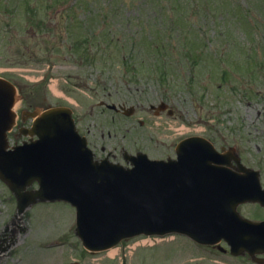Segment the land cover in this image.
<instances>
[{"label":"rangeland","instance_id":"374dc122","mask_svg":"<svg viewBox=\"0 0 264 264\" xmlns=\"http://www.w3.org/2000/svg\"><path fill=\"white\" fill-rule=\"evenodd\" d=\"M0 77L18 85L19 114L69 106L98 147L125 144L161 159L172 155V138L201 134L237 147L264 184V0H0ZM161 102L176 114L149 110ZM9 139L27 140L18 130ZM16 211L0 181V241L16 228ZM242 212L262 214L254 205ZM74 225L71 205H35L0 264H250L181 237L151 247L125 240L114 256L92 254Z\"/></svg>","mask_w":264,"mask_h":264},{"label":"water","instance_id":"95a60500","mask_svg":"<svg viewBox=\"0 0 264 264\" xmlns=\"http://www.w3.org/2000/svg\"><path fill=\"white\" fill-rule=\"evenodd\" d=\"M18 98L16 87L0 78V179L17 196L19 220L34 203L65 200L76 207V233L91 251L142 233L177 232L204 244L228 239L235 255L264 253V223L245 220L237 212L240 203L264 205V191L258 173L231 153L223 156L236 159L239 170L234 174L256 176L237 180L228 169L213 165L220 164L216 152L203 163L193 150L169 162L129 157L132 169L98 162L79 136L71 111L63 107L31 114L33 127L24 134L39 140L8 150ZM35 181L40 188L27 191Z\"/></svg>","mask_w":264,"mask_h":264},{"label":"flooded vegetation","instance_id":"af4514ba","mask_svg":"<svg viewBox=\"0 0 264 264\" xmlns=\"http://www.w3.org/2000/svg\"><path fill=\"white\" fill-rule=\"evenodd\" d=\"M84 132V131H83ZM88 132V131H87ZM84 132V133H86V135L88 136V135H90V133L88 132ZM181 140V138H178L177 139V142H179ZM88 142H89V144H90V146L94 149V151L96 152V154L97 155H100V156H102V153H104L108 148H107V146H105V145H100V147H98L97 145H95L94 143H93V140L91 139V138H89V136H88ZM176 142V143H177ZM175 142H172V145H174V144H176ZM111 147V146H110ZM98 148H99V152H98ZM260 208V207H259Z\"/></svg>","mask_w":264,"mask_h":264},{"label":"bare ground","instance_id":"6f19581e","mask_svg":"<svg viewBox=\"0 0 264 264\" xmlns=\"http://www.w3.org/2000/svg\"><path fill=\"white\" fill-rule=\"evenodd\" d=\"M115 253H116V250H112V251L110 252V255L114 256Z\"/></svg>","mask_w":264,"mask_h":264}]
</instances>
